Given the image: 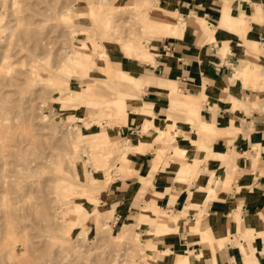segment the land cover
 Masks as SVG:
<instances>
[{"label":"crops","instance_id":"obj_1","mask_svg":"<svg viewBox=\"0 0 264 264\" xmlns=\"http://www.w3.org/2000/svg\"><path fill=\"white\" fill-rule=\"evenodd\" d=\"M130 5L151 6L142 23L166 31L134 50L136 63L110 53L112 74L136 90L122 96L134 104L128 117L93 130L99 146L128 151V175L115 172L100 207L130 234L141 225L147 264H264V0ZM226 27L251 50L260 39V56ZM200 122L209 134L196 136Z\"/></svg>","mask_w":264,"mask_h":264},{"label":"rangeland","instance_id":"obj_2","mask_svg":"<svg viewBox=\"0 0 264 264\" xmlns=\"http://www.w3.org/2000/svg\"><path fill=\"white\" fill-rule=\"evenodd\" d=\"M134 1L0 0V264H147L141 225L130 234L100 207L117 172L128 175V151L93 134L134 108L122 96L136 89L112 74L110 53L136 63L143 42L166 31L145 26L142 15L156 14ZM226 28L260 56V39L251 50ZM200 127L196 136L210 133Z\"/></svg>","mask_w":264,"mask_h":264},{"label":"bare ground","instance_id":"obj_3","mask_svg":"<svg viewBox=\"0 0 264 264\" xmlns=\"http://www.w3.org/2000/svg\"><path fill=\"white\" fill-rule=\"evenodd\" d=\"M126 49L127 50H129V52H134V50L136 49V46L133 44H127V46H126ZM143 59H148V56L147 55H145L144 57H143ZM98 124V123H97ZM208 125V124H207ZM203 126V125H202ZM200 129H201V127H200ZM208 129V128H207ZM201 130H203V129H201ZM206 130V129H205ZM78 135V134H77ZM179 146H181V145H179ZM125 231V230H124ZM125 233V232H124Z\"/></svg>","mask_w":264,"mask_h":264},{"label":"built area","instance_id":"obj_4","mask_svg":"<svg viewBox=\"0 0 264 264\" xmlns=\"http://www.w3.org/2000/svg\"><path fill=\"white\" fill-rule=\"evenodd\" d=\"M264 41V40H263Z\"/></svg>","mask_w":264,"mask_h":264}]
</instances>
